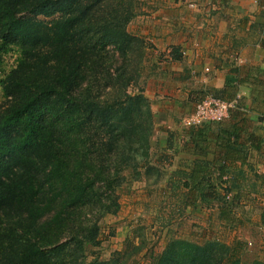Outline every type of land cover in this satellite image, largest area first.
<instances>
[{"label":"trees","instance_id":"trees-1","mask_svg":"<svg viewBox=\"0 0 264 264\" xmlns=\"http://www.w3.org/2000/svg\"><path fill=\"white\" fill-rule=\"evenodd\" d=\"M134 3L0 0V64L17 52L0 79V264H110L87 261L98 220L119 206L120 173L132 169L139 179L156 156L151 101L142 88L130 91L146 56L143 39L128 30ZM229 86L231 78L202 96L229 99ZM254 102L264 103V92ZM247 123L236 108L222 121L188 127L185 146L206 151L214 143L222 155L173 173L185 182L184 205L211 199L206 183L215 171L218 181L232 176L231 189L241 186L245 171L227 163L246 164L250 149H264ZM256 176L264 183V173ZM220 197L221 212H230L233 200ZM211 253L172 241L153 264H212ZM223 264H240L237 248Z\"/></svg>","mask_w":264,"mask_h":264},{"label":"rangeland","instance_id":"rangeland-1","mask_svg":"<svg viewBox=\"0 0 264 264\" xmlns=\"http://www.w3.org/2000/svg\"><path fill=\"white\" fill-rule=\"evenodd\" d=\"M134 1L138 9L137 14L140 15L137 16L138 19H132V24L129 23L130 32L134 25H150L155 22L157 26L165 27L166 22L169 23L168 27L171 25L172 33L176 37L180 32L181 23L188 20L197 21V11L202 8L193 0ZM249 1L243 0L242 3ZM241 17L243 13H238L236 21ZM40 18L45 19L43 16ZM176 31L178 33H175ZM137 36L141 38L140 35ZM251 37L253 40L259 38L256 33H252ZM130 56L132 58L131 53ZM147 57L146 55L142 64L137 66L140 68L138 73L141 75V82L131 87V92H138L144 81L152 80L151 84H158L156 78H163L162 66L160 68L157 65V68H154L156 64L153 65ZM16 59L15 50L5 53L0 64V79L5 71L14 67ZM134 67L136 68L135 63ZM142 89L145 92V89ZM202 97V94L194 95L188 103L191 109L179 117L173 116L176 120L171 125L161 124L156 137L174 140L179 137L178 144H184L183 137L188 136L189 130L184 121ZM3 100L5 96L0 83V102ZM157 120L154 115V123H157ZM259 153L264 157V149ZM157 156L156 152V156L150 161V172L143 173L139 179L135 180L132 169L120 173V177L124 178L116 188V201L119 206H114L115 212L107 213L98 220L99 234L96 243L88 245L87 261L97 259L110 264H153L172 241L181 240L190 248L200 247L211 251L212 264H223L231 254L232 247L238 249L240 264H264V183L256 176L264 173V163L261 166L247 165L243 169L246 176L237 180L241 186L234 189H231L232 176H224L218 181L215 178L218 174L213 175L206 183L210 185L206 193L213 196L208 198L209 201L202 200L198 207H193L184 205L183 196L187 191L184 180L174 175L175 171L162 169L161 165H158L160 163H157ZM175 161V158H172L170 163ZM140 168L145 172L146 166ZM176 183L183 186L176 188ZM219 194L225 199L233 200L230 212H221L217 205L222 203ZM237 194L239 196L234 197Z\"/></svg>","mask_w":264,"mask_h":264},{"label":"crops","instance_id":"crops-1","mask_svg":"<svg viewBox=\"0 0 264 264\" xmlns=\"http://www.w3.org/2000/svg\"><path fill=\"white\" fill-rule=\"evenodd\" d=\"M193 1L202 6L197 11V21L181 23L177 37L166 22L165 27L157 26L155 22L131 27L132 34L140 35L143 39L145 55L153 65L156 64L154 68L162 66L164 73L162 79L156 78L158 84H151L152 80H147L142 88L151 100L155 118H158L151 141L152 149L157 152L156 158H166L164 162L159 159L158 165L171 172H190L194 160L213 162L217 154L222 155L215 152L214 143L206 151H195L191 146H185L188 136L183 137L184 144H178L179 137L174 140L156 137V134L161 124L171 125L176 120L173 116L179 117L191 109L188 103L194 95L224 89L228 78L232 79V86L228 87L226 94L231 96L229 99L241 98V105L237 109L248 119L249 131L264 138V103L254 102L257 95L264 92V85L261 84L264 81V0H248L249 3H242L243 0ZM238 13H243L239 22L236 21ZM139 15L133 19H138ZM252 33L259 38L253 40ZM172 158L176 161L170 163ZM245 163L235 161L227 164L231 171H235L251 164L261 166L264 157L250 149ZM217 173L215 171L214 175Z\"/></svg>","mask_w":264,"mask_h":264},{"label":"built area","instance_id":"built-area-1","mask_svg":"<svg viewBox=\"0 0 264 264\" xmlns=\"http://www.w3.org/2000/svg\"><path fill=\"white\" fill-rule=\"evenodd\" d=\"M241 98L223 99L207 94L199 99L190 116L184 123L187 127L200 125L205 122H219L229 117L231 109L239 108Z\"/></svg>","mask_w":264,"mask_h":264}]
</instances>
